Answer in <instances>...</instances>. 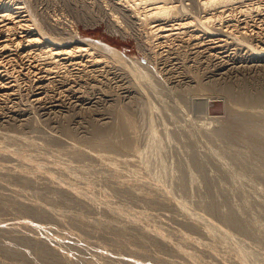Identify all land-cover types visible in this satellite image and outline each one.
I'll return each instance as SVG.
<instances>
[{"label": "rangeland", "instance_id": "rangeland-1", "mask_svg": "<svg viewBox=\"0 0 264 264\" xmlns=\"http://www.w3.org/2000/svg\"><path fill=\"white\" fill-rule=\"evenodd\" d=\"M14 1L22 2V5L28 8V13H24L27 15L26 19L30 24L32 21H39L42 32L50 31L49 33L53 34L56 31V36L63 34L65 37L66 29L71 26L68 32L77 30L87 38L106 41L126 55L133 58L135 56L139 60L138 63L140 62L137 64L138 68L148 76L135 65L130 68L129 63H123L129 68L126 65L123 67L121 62L117 63L113 58L112 61L110 57L103 56L109 66L105 64L107 67L104 68L103 77L96 76L99 82L92 75L83 78L81 86L77 88L81 98L85 95L91 104L82 103L83 105L73 107L69 105V111L65 107L66 111L63 109L62 114L54 113L50 114V117H44L42 110L35 106L30 107L29 95L22 90L20 97H17L18 110L13 106L7 107L4 114L0 113V132L24 135L29 139L32 137L22 142L0 137L4 145L30 156L33 163L42 164V169L48 167L46 172H39L32 178L33 181L29 182L7 172L14 171L11 165L17 164L18 161L0 151V264H64L52 253L49 257L41 256V246L45 245L48 250L49 248L45 242L25 237L32 232L21 228L17 223L25 219L34 225L44 226L51 236H60L58 248L72 256L66 264H128L125 262L127 258H132L137 264H264V159L246 140L233 138L224 132L231 114L237 111L241 115L247 112L246 116L253 114L252 116H257V119L260 117V120L264 121V65L254 68L249 66L252 63H245L243 67L224 75L214 65L211 66L212 62L199 57L193 58L189 52H179L178 57L173 54L171 57L174 58L170 62L168 60L163 63V60L155 55L157 47L147 27L143 24L137 25L138 21L133 22L131 26L128 18L124 20L125 17L123 19L120 15L119 24L123 27L118 26L110 19L111 10L103 4V0ZM39 17L45 20L40 22ZM65 24L70 26L67 28ZM49 26L54 29L57 26V29L53 31ZM61 29L65 31L61 32ZM180 64L185 67L182 68ZM134 67L135 73L143 77L136 79L126 70ZM166 67L168 69H165ZM157 70L159 72H156ZM122 71L125 73H121ZM205 71L207 75L204 74ZM108 75L112 78H107ZM217 75H221V78ZM90 77L93 78L92 81ZM195 87L199 89L196 90ZM228 89L231 92L229 97V94L226 95ZM237 98L241 100L238 101ZM243 98L249 99V103H245ZM258 99L261 104L257 102ZM96 100L97 102H94ZM23 101L27 102L24 103L26 105ZM32 112L35 114H30ZM121 112L122 116L119 115ZM8 113L12 115L9 116ZM126 118L133 126L130 123L126 125V136L123 133L122 136L120 132L117 133V124L119 119L121 124ZM24 119H27V122ZM113 123L115 129L111 126ZM106 132H110L107 137L104 135ZM99 135L105 137L104 139L112 137L117 144L122 140L126 143L125 140H128L127 146L115 143L113 150L94 146L93 141L99 138ZM68 143H74L84 152L118 156L130 163H119V177H110L108 171L100 165L98 168L99 162L95 158L87 154H76L69 148ZM142 151L145 156L141 155ZM137 153L145 160L148 157L147 162L144 160L146 163H143ZM138 159H141L142 165ZM26 161L28 160L21 161L19 168L35 170L29 164L30 161ZM78 165L88 166L85 169L93 166L88 169L93 168V172L85 169L77 172L72 166ZM134 168H137V171ZM130 169L135 170L137 174ZM44 173L53 174L61 181H70L84 188L87 195L84 198L95 202L96 206L80 200L72 192L62 191L58 185L51 183ZM120 174L123 176L120 177ZM115 177L127 185L118 187ZM139 179L143 181L142 184ZM146 180L152 187L159 183L158 189L152 191L153 188H150ZM167 194L168 199L183 202L191 212H198L222 230H227L230 235L229 239L227 237L228 241L217 237L209 238L198 224L186 220L187 218L168 202ZM18 201L25 205L37 201L62 215L50 217L40 210L27 209L19 205ZM125 208L140 211L144 219L139 223L125 224L124 219L115 214L122 213ZM226 216H233L238 226L223 219ZM78 217L90 221L100 218L106 222L115 218L123 230L80 224ZM121 224L125 226L122 227ZM4 228H12L22 238L13 235L12 231L4 232ZM153 229L165 233L172 244L184 247L192 255V259L184 258L169 245L164 246L156 239L150 238L151 234H144V231L151 232ZM182 236L207 242L215 247L212 249L215 251L208 253L202 247H194L188 243L180 244ZM97 243L101 249L94 246Z\"/></svg>", "mask_w": 264, "mask_h": 264}, {"label": "bare ground", "instance_id": "bare-ground-1", "mask_svg": "<svg viewBox=\"0 0 264 264\" xmlns=\"http://www.w3.org/2000/svg\"><path fill=\"white\" fill-rule=\"evenodd\" d=\"M104 1L105 3L103 4L107 5L109 9L111 10L109 12V15L111 16L110 19L113 20L114 23L116 22L118 26L120 25L123 27V25L119 24V22L121 23V20H120L121 17L123 19L125 17L124 20L128 18L129 23H132L131 26H133V22L138 21L137 25L143 24L144 26L147 27L148 31L151 33L152 37L155 40V47H157V49L155 48L156 49L155 55L161 58L163 60V63L164 61H168V60H169L168 62H170L171 59L174 58V57H171V55L173 54L177 55L179 52H189L190 54L192 53L193 58L199 57L200 59H204L205 61L208 60L207 62H210V63L212 62L211 66L214 65L218 70H220L221 74H224V73L226 74L227 72L229 73L230 71H234V69L236 68L243 67L245 63L248 65L249 63H252L249 66L254 67V68L256 67L261 68L264 65V0H103V2ZM186 1H188V3ZM26 8L27 7H24V5H22V2L19 3V2H15L14 0H0V113H3L4 110L7 109V107L13 108V106L14 107L17 106V99H18L17 97L18 96L20 97L22 90L25 91L27 95H29L28 103L30 107L35 106L39 110H42V114L44 115V117L45 116L50 117L51 116L50 114H54V113L62 114V110L65 107L66 109H68L69 105L73 107L74 105L78 106L82 103L91 104V101L89 102L87 99L88 97L85 98V95H84L85 99L81 98V95H79V90L77 88L78 86H81L80 82L85 77H89L92 75L95 77L96 76L103 77L102 75L104 74V70H105L104 68L107 67L105 66V64L108 65V63H106L105 60L103 59L104 58L103 56L105 57L108 56L111 59L113 58L117 63L121 62L120 65L122 64V66L129 63L128 66H130V68H132V66L134 65L137 66V64L140 63V62L138 63L139 60L136 59L135 56L133 58V57L126 55L122 50L111 46L106 41L104 42L103 40H99V39L87 38L84 35L79 34L77 30L76 31L72 30V32L71 31L68 32V30L71 27L70 25H68L70 26L68 30L66 29L65 31L64 29L65 31L64 34L66 35L65 37L62 36L63 34L61 35L62 37L56 36L54 34V33H57L56 31L53 33L54 35L51 34L52 32L49 33L50 31H47L48 33L44 31L46 33L45 34L44 32L41 31V27H39L41 25V24L40 25L38 24L39 21L36 20L37 23H34V21H32L33 22L32 23L33 25H32L26 19L27 15H24V13L27 12L28 10V8L27 9ZM118 15H120L121 17ZM40 17L39 19L41 22V20H43L44 18L41 19ZM64 20H68V19H64ZM124 20H123V23L125 22ZM44 22L47 23L46 21ZM57 23L59 24V22ZM48 24H49V21H48ZM66 24L65 26H67ZM60 25H62V23ZM127 25H128V21H127ZM55 27L57 29V26ZM125 27L126 26L124 25V28ZM50 28H53V27H50ZM59 28H62V27H58V29ZM56 29L53 28V31ZM127 29H129V27ZM64 31L62 30L61 32H64ZM197 61L200 62V60H197ZM123 63H126V64H123ZM183 64L182 65L180 64L182 68L185 67V65L183 67ZM190 64L191 63H189V65ZM166 65H167V62H166ZM189 65L187 64V66ZM128 66L126 65V67ZM167 67L169 68V66ZM167 67L165 69H168ZM117 69H121V68H117ZM138 69L141 72H143L140 68ZM205 69L207 70V68ZM126 70L130 71V74L132 75V77L136 79H138L141 76L135 73V67L133 69L126 68ZM158 70L156 72H159ZM161 71H162V68H161ZM123 72L124 71H122L121 73ZM236 72H238V70ZM165 73H166V70H165ZM143 74L147 75L144 72ZM204 74H206V71ZM122 75H125V74H122ZM175 76H179V75L175 74ZM218 76L219 78H221L220 77L221 75H217V77ZM227 76L229 75L227 74ZM107 78H112V77L111 76L109 77L108 75ZM92 79L93 78H91V81ZM96 80H97V77H96ZM97 81L99 82V80ZM101 81L102 80H100V83ZM85 84H87L86 81H85ZM84 86L87 87L88 85H84ZM83 90H84V87H83ZM127 90L128 89H126V91ZM80 94L83 95V93H80ZM103 94L104 93H102V95ZM227 94H229L228 97L231 94L229 89L226 90V95ZM92 95H91L92 100H94ZM254 98L257 100L256 96ZM254 98H253V101L255 100ZM105 99L107 100V98ZM259 99L257 102L261 104V102H259ZM97 100L94 102H97ZM239 100L241 99L239 98L238 101ZM242 100L244 101L245 98H243ZM246 101L249 103L250 100L249 99L245 100V103H247ZM25 102L26 101H23L22 103L24 104ZM77 102L79 103L76 104ZM18 107L20 108V106ZM26 108L27 107H25V109ZM66 109L64 110L66 111ZM14 111H15V108H14ZM237 112L234 114H231L232 116L230 117L227 127L224 128V132L233 138H236V139L242 138L246 140L250 144V146L253 147V149H255L261 154V157H263L264 159V121H262L263 119L261 118L262 120H260V117H258L259 119H257V116L256 117L252 116L253 114L246 116L245 114H248L247 112H243L245 113L244 115L243 114L241 115ZM10 113H8L9 116L12 115ZM35 113L32 112L30 114H35ZM119 115L122 116V112ZM13 118L14 117H12V119ZM24 118H27V117H24ZM116 119L114 120V123L115 121H117ZM122 120L123 118L121 119V121ZM15 122H16V119H15ZM114 123L111 125L114 127L113 129H115L116 127L115 126L116 123L115 124ZM129 123L130 121L126 118L124 119V122L120 124V119H119V123L117 124L119 128L117 127L118 129H116L117 133L120 132L121 134L122 133L124 134L125 132L124 130L126 129L125 127ZM131 126L133 125L131 124ZM107 133H110V132H106V134H104L106 135L105 137H107ZM111 134L114 135V133H111ZM109 135L110 134H108V136ZM0 137L7 139V140L9 139L12 141H20V142L29 139L28 136H24V135L18 136L13 133H9V132L8 133L0 132ZM100 137H101L100 135H99V138L95 137L96 139H94L93 141L94 146H98V147L106 148V149L109 148L111 150L117 144L115 140L111 139L112 137L110 138L111 140L108 138L104 139L105 137H101L102 139H100ZM117 141H119V139ZM125 141L127 143L128 140H125ZM122 143H123V140L121 141L120 144ZM126 143H123V145L121 146H124V145L127 146ZM4 144H5L4 141L0 140V151H2L4 155L11 156L18 161L17 164L11 165V168L14 171H10V170L7 171L8 173L10 172L12 176L16 175L19 178L27 179L30 182V181H33L32 178H35L34 176L37 175L39 172H46L45 170L48 167L44 165V167L46 168L45 170L42 169V164L33 163L32 159H30L31 158L30 156H25V154L18 153L17 150H13L9 147L7 148ZM68 144H69V148L72 149L73 152H75L76 154H79V155L87 154L91 156L92 158H95L96 161L99 162L98 168L101 167L102 169L108 171L110 177L112 175L113 176L117 175L119 177V173L121 172V170L118 169L119 163L120 164L130 163L129 161H126V159H120L121 157L118 158V156L116 157V156H111V155H104L100 153L91 154L88 151H85V152L81 151L82 149H78L74 143H68ZM121 146H118V148H120ZM121 150L124 151L123 149ZM121 150L119 149V151ZM142 154H144L145 156V153L143 151L141 155ZM139 155L140 154L137 153V157ZM141 155L138 158H142ZM147 158L148 157H146V160L145 158H142L143 163L147 162ZM24 159H27L28 161H30L29 164L32 165V167L37 171L33 169H28V168L20 169L18 164ZM144 160L146 162H144ZM28 161H26V163H28ZM139 162L140 164L142 163L141 159L139 160ZM148 162L150 163L149 160ZM87 167L88 166H85V165H78L75 167L72 166V168L75 169V171L77 172H80V170L83 171L82 169H85ZM145 167L147 166H144V168ZM88 169H85V170H88ZM92 169L88 171H92ZM134 169L136 170L137 168H134ZM135 170L134 171L131 170V172L133 171L136 173L137 170L136 171ZM11 172H13L14 175ZM135 173L134 175L137 174ZM44 174L47 175L46 177L51 181V183L53 182L56 185H58L62 191L72 192L74 196H76L80 200L82 199L85 202H90L91 205H95V202L84 198L87 196L85 190H83L84 188L82 189V187H78L77 185L71 183L70 181H66V182L61 181L58 178H56V176H54L53 174H50V173L49 174L44 173ZM122 174L125 175V173H122ZM128 174L130 175V173ZM132 175L133 173H131V176ZM122 176L120 174V177ZM116 177H115V181L118 187H124L127 185L126 182L116 180ZM136 178H137V175H136ZM141 181L139 179V182L142 184L143 181L142 182ZM148 183H149L148 185L151 186L150 188H153L152 191L158 189L159 183L157 184V186H154V187H152L153 185H151L150 182ZM144 184H147V183H143V185ZM168 198L169 197L167 194L168 202L172 203L180 211L181 215L183 214V216L187 218L186 220L194 224H198L203 230V232L207 236H209V238L217 237V238H220L222 241L223 240L228 241L230 235H229V232H227V230L225 231L222 230L216 223L210 221L209 219L199 214L198 212L197 213L191 212L183 202H179L173 199L170 200ZM18 204L21 206H25L27 209L31 208L33 211L40 210L46 213L47 215H49L50 217L52 216L56 218L62 215L61 213L57 212V210L50 209L49 207H45L44 205H42L40 202H37V201L31 202L28 205H25V203H23L22 201H18ZM106 208L109 209L108 206ZM115 214L119 216L120 218L124 219V221L126 222L125 224L139 223L140 221H142V219H144L140 211L139 212L133 211L132 209H129V208H125L122 213L115 212ZM223 219H226V221H229V223L233 224L236 227L238 226L233 216H226ZM78 220L80 224L82 223L89 224V225H92L94 227H99V228L107 227L111 229V227H113V229H116V230H123V228L119 226L118 220L115 218H113V220L111 219L108 222L103 221L100 218L92 219L93 221H90V220H84L78 217ZM17 223L21 228H24V229L26 228L32 232L31 235H25L26 238L36 240L39 242L42 241L47 244L49 250L46 248L45 245H42L41 246L42 249H40L41 256L43 255L45 257H49L51 255L50 253H52L53 255L57 257V259L60 262L62 263L64 262V264H66L67 262H69V260H71L72 258L71 254L66 253L63 249H60L57 246L58 244L57 242L60 239L59 235L51 236L47 228L41 225H34L26 221V219L19 220ZM124 226L125 225H122V227ZM11 227L14 228L15 226H11ZM12 228L11 229L4 228V232L11 233L12 231L14 232L13 235L16 234V237L22 238V236L18 235L16 233L17 231H14ZM144 232H145L144 234H147V235L151 234L149 235L150 238L156 239L157 241L161 242L164 246L169 245L174 251H176L182 257L192 259V255L184 247L180 248L179 244H172L169 240L170 238H167L168 236H165L164 235L165 233H162L161 230L153 229L151 232H146V231ZM182 243L183 244L188 243L190 245H193L194 247H202L208 253H213L215 251V249L214 251H212V249L215 248L214 246L212 247L211 244L204 242L195 237L182 236L180 244ZM94 246L96 248L101 249L98 243ZM125 262H127L128 264H137L136 261H134L132 258H127Z\"/></svg>", "mask_w": 264, "mask_h": 264}]
</instances>
